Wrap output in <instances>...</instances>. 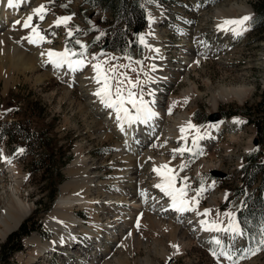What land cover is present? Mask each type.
Listing matches in <instances>:
<instances>
[{"label":"rangeland","instance_id":"obj_1","mask_svg":"<svg viewBox=\"0 0 264 264\" xmlns=\"http://www.w3.org/2000/svg\"><path fill=\"white\" fill-rule=\"evenodd\" d=\"M33 1L34 3L28 8L29 10L16 16L15 21L19 20L20 24L14 23L15 21L12 19L4 27L5 30L8 29L10 31L14 44H26L28 37L31 35V28H23L22 24L27 16L32 14L33 9L44 4L48 8L45 19L39 21L38 17H34L32 21L33 25L39 24L41 34L45 36V41L41 42L40 45L42 49L59 52L61 48L63 50L65 47L69 48L77 53L76 56L72 57L73 60H84L82 67L85 69L83 72L88 70L92 74L96 73L93 65L97 63L101 64L102 70L115 69L114 72L107 71L112 84L115 86L117 80H124L122 86L124 95H127L128 89H131L136 93V97L139 98L136 91L137 85L141 81L146 80V73L144 72L146 67H148L146 60L148 49L145 48L143 43L144 52L141 56L129 57L112 51H105L95 44L100 40L102 42L104 29V25L101 22L102 12L99 9L81 6L82 0H54L52 3L49 0ZM144 1L149 7L157 9L168 18L157 26L159 32H163V51H169L167 53L169 57L166 58L173 68L182 65L184 67V71L181 74L182 77L170 85H162L163 95L169 101L168 105H164L171 108V112L166 115L167 119L171 121L169 122L170 124H172L171 118L174 115L190 113L199 132L203 133L209 126L214 124L212 122L216 123L218 120L225 119L221 114V110L227 111L226 106L239 104V102L234 100L217 101L218 105L214 107L212 94L221 88H246L245 90L248 93L244 97L243 102L246 100L253 102L258 99L259 93L264 91V36L254 33L250 29L249 22L248 27L250 30L242 36L226 37L219 32L218 24L216 23L221 19L222 15L220 17L215 15L216 11L222 10L221 14H224V19H236L249 14L253 16V3L258 0H153L151 3H148L150 2L148 0ZM62 5H66V7ZM148 12L150 15V10ZM61 16H72L67 27L63 25L60 27L54 26L56 18ZM4 29L3 31H5ZM68 29L73 30L71 37L67 35ZM77 29L79 30L77 31ZM186 33L194 35V39L189 41V43L197 44L198 49L203 53L201 54L202 59L200 58L202 61L200 60L195 66H185L182 58L186 54L178 46H175L176 44H181L182 41H186L184 37ZM77 39L86 46V51L81 48L80 44L75 43ZM5 48L6 46L3 47L1 45L0 55L5 54ZM81 51H85L83 57L78 55ZM9 55L10 57L6 58V60L5 57L0 58L4 60L3 68L1 67L0 69V120L11 122L18 119L22 122V127L30 125L32 129L46 133V136L42 137L41 143L45 141L52 143V146L55 147L61 145L62 151L63 149H69L68 153H71L72 157L63 166L58 156L54 158V161L49 162L53 167H59V170L64 175L62 182L57 186L55 200L50 204L46 194L42 168L38 167V164L33 163L34 159L30 154V147L24 149L23 153H19L18 150L23 148L21 144L13 153L10 147H13L14 143L8 146L5 140L0 141V164H3L4 160L7 159L11 167L18 171V175L23 182V184L20 183L19 194L32 207L23 220L31 218L36 207L40 208L37 218H33L32 221L36 224L40 223L42 232L34 230L29 235L37 233L42 237V240H47L52 236V231L46 228L45 217L52 211L59 197L61 185L70 179L67 170L73 161H77L81 155L89 157L90 160L98 165L99 173L102 175L101 180L109 182L103 187L108 191L116 188L113 185V180L125 167L123 161H119L116 158L120 151L116 137L120 139L121 136L116 135L113 138H105L99 135L100 125H97L92 120V113L85 104L86 99L81 96L80 83L73 80L75 73L66 64L56 72L46 73L48 69L45 63L39 67H34L33 70V68H28L30 61L23 66V63H21V61H25L23 56L19 58L16 55H12L10 51ZM16 58H19L18 61ZM13 60L17 63L13 62ZM125 76L137 87L129 84L128 80H125ZM102 84L103 81H101V84L96 82L94 86L101 88ZM192 86L196 88L197 94L193 98L192 96L187 97L182 102V92ZM84 106L87 107L88 111ZM125 106L128 108V104ZM194 116L200 120L206 119V124L201 126L194 119ZM237 116L241 118L237 127L220 130L217 134L219 139L211 140L212 143H208L209 141L203 142L202 145L204 144V147H194L190 141L192 139L189 137L184 142L180 140L171 142L162 138L163 135H159V138L152 144L154 155L165 157L169 160L170 168L173 167L172 169L177 173L176 183L178 188L184 184L188 186L187 197L195 196L196 190L201 187L203 182L206 190L197 197L199 199L197 209L208 207L211 193H208L207 189L209 187L214 188L212 193L219 198L217 208L219 212L216 214L221 216L219 220L225 221L222 225L224 227L227 226L228 218L223 214L229 211H236L235 208L231 207L232 204L226 203L225 195H228L226 185L233 180L231 173L241 164L242 155L247 153L254 145V126L246 124L244 117ZM181 147L192 148L193 152L189 153L186 151L183 155L176 153L175 158H173V150ZM36 151H43L42 147L37 148ZM203 160L217 164L218 168L212 171H217L218 174H213L211 170L205 168L196 170L197 165ZM183 164H187V167L181 170V165ZM148 165V159L146 162L139 164L142 174L138 181L137 189L143 193V200L139 201H147V203L155 204L157 207L166 201V196H159V190L156 191L155 182L157 177H152L153 174L148 170ZM3 177L6 181L12 180V176L7 173H3ZM185 177L187 178L186 180L183 179ZM213 182L215 184L211 186ZM47 206L49 208L43 211ZM118 206L113 205V207ZM121 206L128 208V205ZM222 206L227 207L222 208ZM74 209L75 214L79 218L81 217L82 219H80L83 222L88 220V215L80 210L79 205L75 206ZM140 211L142 212L143 210ZM153 215L155 213H151V216ZM157 217L164 221L172 217L171 220L174 227H180L179 224L182 225L184 223L183 217H178L175 212H171L169 215L158 214ZM151 219L150 224L145 221L135 227L133 239L126 235L128 230L124 229L123 237L117 240L115 245L105 255L100 258L97 257L98 261H96V264H218L217 259L210 255L209 248L211 246L208 242L213 236L222 239L225 244L230 242L225 234L212 233L207 236H198L190 244L183 245L182 243L186 238L183 239L182 243L180 242L181 232L179 230H176V232L178 231L177 236L179 239L174 238L168 229H164L153 218ZM215 219L217 220L218 218ZM134 223L136 224V222ZM27 236L21 242V250L14 252L10 257H7L6 252L0 254V264H17L19 262L18 254L27 255L33 251L34 245L26 248L25 239ZM86 237L85 233H79L76 236V240L85 243L88 239L87 237L84 240ZM6 238L0 243V246L5 242ZM79 243L75 241L74 245L77 246L76 244ZM234 243L237 247L246 246L244 238L237 239ZM172 245H179V248L181 245V247H184L180 248L179 254H175L176 250ZM90 248L83 253L81 251L78 252L82 255L76 256L74 253L62 259H59L58 254L55 253L50 260L36 262L35 264H75L77 262L79 264H88L85 257L89 254L94 255L95 251ZM76 250V248H72V252H76ZM219 264H230V262L225 258H220ZM240 264H264V251L250 259L240 261Z\"/></svg>","mask_w":264,"mask_h":264},{"label":"bare ground","instance_id":"obj_2","mask_svg":"<svg viewBox=\"0 0 264 264\" xmlns=\"http://www.w3.org/2000/svg\"><path fill=\"white\" fill-rule=\"evenodd\" d=\"M33 3V0H14V6L9 7L7 0H0V48L1 45L3 47L6 46L5 54L0 55V58L5 57L6 60V58L10 57V51L12 55H16L19 58L23 56L25 60L21 61L23 66L30 61L28 68H33L34 70V67H39L41 64L45 63L48 69L46 73H53L58 71L59 68H55L48 62V57L46 55L48 51L40 47L41 42L33 44L27 39L26 44H14L10 31L4 29L5 25H7L10 20L14 19L15 21L16 16L29 10L28 8ZM148 8L150 10V15L147 17V27L140 36V38H144L143 44L145 48L148 49L146 57L148 67H146V70L144 69L146 80L141 81L137 85L138 87L136 86V91L138 92V97H140L141 93L143 94V99L149 102V107L156 115L148 120L147 123L138 120L130 124L126 120H117L114 109L106 107L101 99L94 95V93L100 89L98 86H94L96 84L97 73L92 74L88 70L83 72L85 69L83 67L74 71L75 77L73 80L80 83L81 96L86 99L85 104L92 113V120L97 125H100L99 135L105 138H113L116 137V135L121 136L120 139L116 137L117 145H119L118 149L120 150L116 158L119 161H123L125 167L116 176V179L113 180V185H115L117 189L115 188L108 191L104 187L109 182L101 180L102 175L99 173L96 162L82 155L77 161H73L67 170L70 179L61 185L59 197L52 211L45 217V226L52 231V236L47 240H42V237L37 233H32L27 236L25 239L26 248L30 245H34L35 247L33 251L27 255L18 254L17 258L20 263L18 262L17 264H35L36 262L47 261L53 258L55 253L58 254L59 259L74 253L76 256L82 255L78 252L81 251L83 253L85 250H89L90 247L91 250H95L94 255H87L85 260L88 261V264H96V261H98L97 257L100 258L105 255L111 250L117 240L123 237L124 229L128 230L126 235L132 238L134 235L133 231L136 229L135 227H138V224L141 222L144 223L145 221L150 224L151 218L164 229H168L174 238H178V231L176 232V230H179V232H181V239H178L182 243L183 239L186 238L182 244L188 245L198 236L212 234L202 230L199 223L200 220L207 219L212 221L216 220L215 218L219 220L221 217L216 214L219 212V210H217L219 198L212 193L214 191L212 187L207 189V192L211 193L208 207L196 209L195 212L188 211L181 213L175 211L170 206L171 198L168 196H166V201L157 207L155 204L151 205V203H147V201H139L141 199L143 200V193L137 189L138 181L142 174L139 164L146 162L148 159V170L152 172V177H157V181H154L155 185L162 182V177L153 171V169L164 164L169 166V160L165 157L155 156L152 151V144L159 138V135H163L164 137L162 136V138L170 140L171 142L177 140L184 142L186 139L191 138V143L193 138L198 135L194 129H190L184 133L186 139H181L182 134L180 128L186 126L189 122L195 125L190 113H178L174 115L173 118H171L172 124L169 123L171 121L166 117L171 108L167 106L169 101L165 95H163L164 90H162V85H170L182 77L181 74L182 71H184V67L182 65L173 68L172 64L169 63L166 58L169 57L167 54L169 51H163V32H159L157 26L168 18L157 9L149 6ZM221 12L222 10L215 12L217 17L222 15L221 19L216 22L218 25L222 24V21L225 20V16H223L224 14H221ZM3 29L5 31H3ZM219 32L226 37L235 36L231 31L219 29ZM184 37L186 41H182L181 44H176L175 46H178V48L186 54L185 57L182 58L184 60V65L195 66L202 59L201 54L203 53L200 52L197 44L189 43V41L194 39V35L186 33ZM62 50L61 48L60 51ZM41 53H45V55H41ZM13 62L16 61L13 60ZM3 64L4 60L0 59V69ZM19 64L20 63H18V65ZM245 89L241 87H229L221 88L213 92V106L216 107L218 105L217 101L234 100L239 103L242 102L248 93ZM196 94V88L192 86L182 92L181 101L184 102L183 100L187 97L192 96L193 98ZM128 109L133 115L136 114L135 109H132L130 104H128ZM86 110L88 111L87 107ZM237 121H239V123L241 121V118L238 116L221 119L216 121V123L212 122L214 124L209 126L205 132H199L202 139H199L197 147H204L202 143L205 141L212 143L211 140L219 139L217 138L218 132L222 129L225 130L237 127L239 125ZM5 168L6 170H4ZM202 168L212 170L218 168V165L203 160L197 165L196 170ZM162 171L164 170L162 169ZM3 173L12 176V180H4ZM19 178L18 171L11 167L7 159L4 160L3 164H0V243L10 232H13V230L21 224L32 208L26 202V199L19 194L20 183L23 184L21 178ZM176 187L178 188L177 183ZM155 188L157 189L156 191L159 190V196L164 195L159 188ZM222 196H220V198H222ZM190 198L191 197H186V199ZM77 205L80 206L81 211H84L85 214L88 215L87 221L83 222V220H81L82 218L80 217V219L75 214L74 208ZM113 205L120 206L113 207ZM121 205H128V208L126 209V207L124 208ZM205 209H211V215L207 217L197 215V212L203 213ZM140 210L143 211L141 212ZM171 212H175L178 217H183L184 223L182 225L179 224L180 227H174L171 220L172 217L165 221L157 217L158 214L169 215ZM151 213H155V215L151 216ZM134 222H136V224ZM181 226H183V228H181ZM79 233H85L87 235L88 239L87 237L84 238V240L87 239L85 243L76 240V236ZM75 241L80 242V245L76 244L77 246H75ZM181 246L180 248L184 247ZM72 248H76V252H72ZM75 264H79V262Z\"/></svg>","mask_w":264,"mask_h":264},{"label":"trees","instance_id":"obj_3","mask_svg":"<svg viewBox=\"0 0 264 264\" xmlns=\"http://www.w3.org/2000/svg\"><path fill=\"white\" fill-rule=\"evenodd\" d=\"M81 6L99 9L102 12L101 22L104 29L102 42L100 40L95 43L98 47L102 48L105 45L106 49L129 57L141 55L143 47L138 41V33L146 25L147 10L144 0H82ZM253 10L255 14L253 21L250 22L251 30L264 36V0L255 1ZM226 109L227 111L221 110L223 117L241 115L245 118V123L252 124L256 130L254 147L242 155V163L231 173L233 180L226 185L228 192L226 203L232 204L231 207L235 208L238 221L245 232L255 235L261 227V222L264 221V91H261L258 99L253 102L246 100L243 104H230ZM194 119L201 126L206 123V119L200 120L195 116ZM44 136L46 133L36 131L30 125L22 127V122L18 119L11 122L0 120V141L5 140L8 146L14 143L15 145L10 147L13 153L21 144L23 149L30 147L33 163L42 168L46 194L51 204L64 175L59 167H53L49 162L54 161L58 156L63 166L72 157L71 153H68L69 149L62 151L61 145L55 147L52 143L45 141L41 143ZM40 147L43 151H36ZM225 207L227 206H222ZM47 208L49 206L43 211ZM39 213L40 208L36 207L32 217L25 219L7 236L0 246V254L6 252L7 257L12 256L14 252L22 249L21 242L26 235L34 230L42 232L40 223L36 224L32 221ZM244 239L247 241L248 237L245 236Z\"/></svg>","mask_w":264,"mask_h":264},{"label":"snow or ice","instance_id":"obj_4","mask_svg":"<svg viewBox=\"0 0 264 264\" xmlns=\"http://www.w3.org/2000/svg\"><path fill=\"white\" fill-rule=\"evenodd\" d=\"M49 2L52 3L54 0H49ZM7 3L9 7L14 6V0H7ZM62 6L66 7V5ZM47 12L48 8L46 5L41 4L40 6L33 9L32 14L28 15L26 20L23 22V28H31V35L28 37L30 43L37 44L39 42L45 41V36L41 34L39 24L33 25L32 21L34 17H38L39 21H43ZM71 19L72 16L57 17L54 21V26L60 27L63 25L67 27ZM252 21L253 17L250 14L244 15L236 19H225L222 24L218 25V28L224 31H231L237 36H242L245 32L250 30L248 24ZM15 23L20 24L21 22L17 20ZM78 30L79 29H77V31ZM67 35L71 37L73 35V30L68 29ZM140 40L141 43L144 42L143 37H141ZM75 43L80 44L81 48L85 49L86 51V46L81 44L80 40L77 39ZM85 51H81L78 55L83 57L85 55ZM41 55H45V53H41ZM46 55L48 57V62L51 63L55 68H61L66 64L70 70L75 71L84 65L83 59H72V57L76 56L77 53L71 51L67 47H65V49L60 52L49 50ZM93 67L97 73L96 82L101 83V81H103L102 87L96 91L94 95L99 97L106 107L114 109L117 120H126L130 124L138 120L143 123H147L148 120L156 115V113L153 112L149 107V102L143 99L142 93L138 99L136 97V93H134L131 89L127 90L126 96L124 95V89L122 87L124 80H117L115 86L112 84L111 78L107 75V71L114 72L115 69H109L106 71L102 70L100 63L93 65ZM125 80H128L126 76ZM128 83L132 84V81L128 80ZM132 86L135 87L136 85L132 84ZM127 104H130L132 109H135V115H133L131 111L125 106ZM169 112H171V109H169ZM237 123H239V121H237ZM190 129H194L198 133V135L194 137L192 141L193 146L195 147L197 146L199 139H202V137L199 135V129L190 122L186 126L180 128V132L182 134L181 139H186L184 133ZM186 151L192 153L193 149L187 147L174 149L173 158H175L176 153L183 155ZM18 152L23 153L24 149L21 148L18 150ZM184 167H187V164L181 165V170H183ZM162 169L164 171H162ZM153 171L162 177V182L155 185V187L159 188L165 196L171 198L170 206L172 209L181 213L196 211L197 207L199 206V199L197 197H199L206 190L203 182L201 183V187L196 190V195L191 197V199H186L188 186L184 184L180 188L176 187L177 173L174 169L170 168L167 164H164L154 168ZM183 179L186 180L187 178L185 177ZM214 184L215 182H213L211 186H214ZM225 198L227 199V194L225 195ZM197 215H203L207 217L211 215V209H205L203 213L197 212ZM223 215L228 218L226 227L222 226L224 222L218 219L212 221L202 219L199 221L203 231L210 233H223L230 241L229 243L225 244L222 239L213 236L208 242L211 246L209 248L210 255L217 259L218 264L220 258H225L230 262V264H240V261L250 259L261 251H264V221L261 222V227L258 229L255 235H249L242 228L235 212L229 211L225 212ZM245 236L248 237L246 246L237 247L234 241L244 238ZM172 247L176 250L175 254H179V245H172ZM169 259H171V257H169Z\"/></svg>","mask_w":264,"mask_h":264},{"label":"water","instance_id":"obj_5","mask_svg":"<svg viewBox=\"0 0 264 264\" xmlns=\"http://www.w3.org/2000/svg\"><path fill=\"white\" fill-rule=\"evenodd\" d=\"M212 116H213V115H212ZM212 170H214V169H212ZM212 170H211V171H212ZM212 173H213V174H218L217 171H212Z\"/></svg>","mask_w":264,"mask_h":264}]
</instances>
